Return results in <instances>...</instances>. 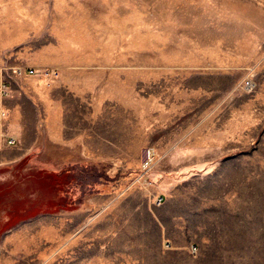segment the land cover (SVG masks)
Wrapping results in <instances>:
<instances>
[{
    "label": "rangeland",
    "instance_id": "374dc122",
    "mask_svg": "<svg viewBox=\"0 0 264 264\" xmlns=\"http://www.w3.org/2000/svg\"><path fill=\"white\" fill-rule=\"evenodd\" d=\"M0 69V264H264V0H0Z\"/></svg>",
    "mask_w": 264,
    "mask_h": 264
},
{
    "label": "built area",
    "instance_id": "2783aa9c",
    "mask_svg": "<svg viewBox=\"0 0 264 264\" xmlns=\"http://www.w3.org/2000/svg\"><path fill=\"white\" fill-rule=\"evenodd\" d=\"M17 71H19L20 73H22V71H26V69H23V68H20L18 67L17 68ZM29 73H34L35 70H33L32 68L27 70ZM0 95L2 97L4 96H7L8 95V84L6 82V79L4 78L3 76V72L2 70L0 69ZM6 112L5 111H1L0 113V145H8V146H15L17 145L18 143V140L17 138H15V136H12V135H7L3 132L2 130V127H1V124H2V118L5 116ZM146 154H147V160L145 161V165L144 166H147L150 167V165L152 164V162L154 161L155 157H156V152L151 150L150 148L146 151ZM164 201V197L161 196L159 199H158V203L159 205H161Z\"/></svg>",
    "mask_w": 264,
    "mask_h": 264
},
{
    "label": "crops",
    "instance_id": "0c3cea01",
    "mask_svg": "<svg viewBox=\"0 0 264 264\" xmlns=\"http://www.w3.org/2000/svg\"><path fill=\"white\" fill-rule=\"evenodd\" d=\"M8 83V82H7ZM12 136H14V135H12ZM15 138H17V137H15ZM18 140V139H17Z\"/></svg>",
    "mask_w": 264,
    "mask_h": 264
}]
</instances>
